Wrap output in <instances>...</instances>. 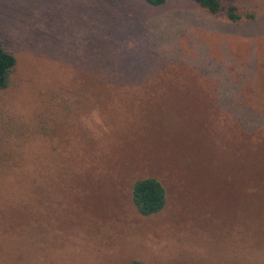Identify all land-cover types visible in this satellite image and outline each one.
Returning a JSON list of instances; mask_svg holds the SVG:
<instances>
[{"label": "rangeland", "instance_id": "1", "mask_svg": "<svg viewBox=\"0 0 264 264\" xmlns=\"http://www.w3.org/2000/svg\"><path fill=\"white\" fill-rule=\"evenodd\" d=\"M219 2L239 19L192 0H0V264H264L227 241L251 199L264 222V188L230 178L264 177V0ZM144 177L165 194L146 216Z\"/></svg>", "mask_w": 264, "mask_h": 264}, {"label": "trees", "instance_id": "2", "mask_svg": "<svg viewBox=\"0 0 264 264\" xmlns=\"http://www.w3.org/2000/svg\"><path fill=\"white\" fill-rule=\"evenodd\" d=\"M146 4L157 6L164 0H143ZM200 8L212 15L224 14L231 21L239 19L236 8L229 5L224 8L219 0H192ZM15 65V58L0 40V89L5 88L9 81V73ZM165 194L160 182L152 177L136 179L131 185V202L135 210L143 216L158 212L164 205ZM129 264H143L133 260Z\"/></svg>", "mask_w": 264, "mask_h": 264}, {"label": "crops", "instance_id": "3", "mask_svg": "<svg viewBox=\"0 0 264 264\" xmlns=\"http://www.w3.org/2000/svg\"><path fill=\"white\" fill-rule=\"evenodd\" d=\"M230 178L235 179L234 181H236L237 183L243 184L245 186V188L248 190V192H247L248 196L253 195L252 191H256L258 188H260V186L264 188V177L258 178L261 180H256V177H253V172L238 173L236 175L230 176ZM130 200H131V198H130ZM164 204H165V201H164ZM246 204H247V206L250 207L249 212H248V216L246 217V222L244 224H242L241 220L239 222L236 221L235 225H232V226H234V228L231 230V232H228V236H227V238L230 237L227 239V241H230V244H232L231 249H234V251H238L237 255L239 258H241V257L253 258V250L264 249L263 248L264 247V239L262 237L258 238L256 236L257 234L255 233L257 231L256 227L264 226V222H258V221L253 220V201H252V199L249 201V203H246ZM142 232H144V231H142ZM208 232H209L208 229H205L203 231L204 237L206 236V234ZM19 238L21 239L19 241H23V240L24 241L25 240L31 241L29 243H32L35 241V238L33 237V235H29V234H27L26 237L22 236ZM154 248H156V245ZM25 250L26 251L28 250L29 252L34 253V256L32 258V263H33L34 259L35 260L38 259L39 256L37 254V251H38L37 247H34V245H32V246H30V248H29V246H28V248H25ZM35 250H37V251H35ZM239 252H241V253H239ZM16 254L19 255L20 253L19 254L16 253ZM0 255H2V254H0ZM23 263L27 264V263L22 262V261H18V260L16 261V264H23Z\"/></svg>", "mask_w": 264, "mask_h": 264}]
</instances>
